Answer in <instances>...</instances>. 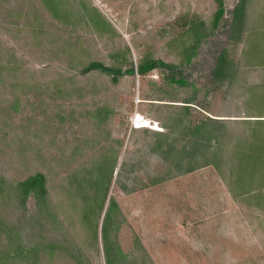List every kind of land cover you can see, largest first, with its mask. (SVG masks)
I'll use <instances>...</instances> for the list:
<instances>
[{
  "label": "rangeland",
  "instance_id": "374dc122",
  "mask_svg": "<svg viewBox=\"0 0 264 264\" xmlns=\"http://www.w3.org/2000/svg\"><path fill=\"white\" fill-rule=\"evenodd\" d=\"M237 2L224 0L218 27L184 64L190 24L209 27L215 0H0V177L44 173L54 216L31 226L0 192V264H106L112 200L113 264H264V166L250 181L236 154L251 134L264 139V125L244 120L264 118L255 116L264 115V0H246L232 41ZM223 48L238 67L233 81L211 74ZM144 57L175 65L189 84L167 83L160 69L116 82L82 72L90 61L126 69ZM170 114L181 128L155 133L167 132ZM207 117L225 119L224 137L194 145L189 131ZM32 243L36 256L20 257Z\"/></svg>",
  "mask_w": 264,
  "mask_h": 264
},
{
  "label": "trees",
  "instance_id": "16d2710c",
  "mask_svg": "<svg viewBox=\"0 0 264 264\" xmlns=\"http://www.w3.org/2000/svg\"><path fill=\"white\" fill-rule=\"evenodd\" d=\"M216 2V10L213 14L211 25L209 27L206 26L205 21L203 20H194L190 24L189 30L191 31V43L186 46L182 52L183 61L184 64H189L192 60V56L196 53V50L199 46V43L203 37H205L207 34L205 30H209L211 28L215 29L218 27L220 20L223 18L225 13V5L224 0H215ZM245 2L246 0H238L235 7L232 10V18L230 23V33H229V39L236 40L237 37H240L242 34V26L244 25V21L246 20L247 14L245 11ZM256 45V44H255ZM256 46H254L255 48ZM264 51V49H260V52ZM176 66L170 63H167L161 59L158 58H152V57H144L140 60V62L137 64L136 67H133L132 65L126 69H122L121 67L117 66H109L104 64L101 61H90L87 63L84 67L82 72L87 73L91 71L98 70L100 72L106 73L111 77V80L116 82L119 77H121L124 74H133L134 72H137L139 75L144 76L148 72L154 70V69H160L162 72V75L165 79V81L169 84H176V85H187L189 82L185 79L184 76L181 75L180 71L177 69H174ZM238 67L236 64H234L231 60L228 58V51L227 49L223 48L221 49L216 58H215V64L214 67L211 70V74L214 79L216 80H230L233 81L235 77L237 76ZM258 87V86H256ZM262 89L260 94H257L259 98L263 99L262 103H264V85L261 86ZM185 103H190L188 100L185 101ZM172 105V104H169ZM181 109H184L187 111L190 107V105H180ZM173 107V106H171ZM180 109V110H181ZM179 112V111H178ZM179 116H183L182 113L179 114ZM255 116H264V115H255ZM169 119L171 122L169 124H162L163 127L167 128V132L163 133L162 131H157L155 133L160 135H165L166 137H169L172 134H175L178 129L181 128L180 123L181 118H178L177 116H173L170 114ZM221 120H225L222 118H213V117H207L205 120H202L196 124H194L191 127V130L189 131V134L192 136L194 145L198 144L201 145L205 142H209L212 139H217V142L219 143L220 138L224 137L219 130L222 128L223 123ZM247 120V122L252 121L250 123L254 124L253 126H263L264 125V118H254V119H244ZM246 122V121H245ZM184 129H181V131ZM254 131H256L254 129ZM173 140V139H172ZM171 143L169 144L168 151H173L174 148L171 146ZM187 146H184L181 148L180 151H186ZM194 146L190 148L192 151ZM189 151L188 155L192 154V152ZM236 154L238 155V158H240L238 164L239 167L242 169H246L248 171V168L250 169L246 174L248 175V179L253 180L254 175L256 174V171L258 169L263 168L264 166V139L259 137V134H251L250 138H248L243 145L239 146L238 150L236 151ZM193 157V154L190 155ZM206 156V154L203 153V157ZM190 157V158H192ZM203 164H196L195 166L188 167L185 171H191L194 168L200 167ZM103 171V170H102ZM113 171V170H111ZM111 172L110 174H112ZM109 174V175H110ZM109 177V178H108ZM107 178V185L110 182L111 177L108 176ZM99 183L102 182L104 179L102 176L99 178L97 177ZM264 180V177L260 178V180ZM0 192H3L5 195H7L10 199H13L18 205H20V208L22 209V213L20 214V220L30 223L31 226L36 224L38 222V219L46 218L49 216H53V212L51 210V206L48 202V189H47V179L44 173L42 172H35L33 174L28 175L22 180H18L15 182H9L3 178L0 177ZM32 198L34 203V209L32 212L28 213L27 201ZM114 205V201L112 200L111 206ZM107 210L106 215L103 218V224L101 228V239H102V246H103V252L105 256V263L106 264H113V260L111 258V251L112 247L110 245V240L108 237V225H109V213L112 209V207ZM103 208L102 202L97 207V210L100 211V209ZM83 212L85 214L86 219L90 220L92 219V213L94 214V209L90 206L83 207ZM2 223V222H1ZM94 231V237L95 240L98 238L97 233V227L93 226ZM50 245V244H49ZM38 245L35 243H32L29 246H23L20 247V257H28L31 258L33 256H36V249ZM50 247L53 248V245H50ZM118 253H121L120 248L114 247ZM16 253L19 254L18 250L16 249Z\"/></svg>",
  "mask_w": 264,
  "mask_h": 264
},
{
  "label": "bare ground",
  "instance_id": "6f19581e",
  "mask_svg": "<svg viewBox=\"0 0 264 264\" xmlns=\"http://www.w3.org/2000/svg\"><path fill=\"white\" fill-rule=\"evenodd\" d=\"M145 126H147V125H141L140 127H145Z\"/></svg>",
  "mask_w": 264,
  "mask_h": 264
}]
</instances>
